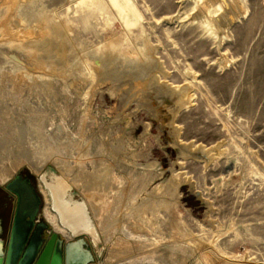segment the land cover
I'll use <instances>...</instances> for the list:
<instances>
[{"label":"rangeland","instance_id":"obj_1","mask_svg":"<svg viewBox=\"0 0 264 264\" xmlns=\"http://www.w3.org/2000/svg\"><path fill=\"white\" fill-rule=\"evenodd\" d=\"M221 1L0 0V182L60 178L92 264H264V0Z\"/></svg>","mask_w":264,"mask_h":264},{"label":"water","instance_id":"obj_2","mask_svg":"<svg viewBox=\"0 0 264 264\" xmlns=\"http://www.w3.org/2000/svg\"><path fill=\"white\" fill-rule=\"evenodd\" d=\"M40 178L52 198L48 182L45 180L47 179L45 173L40 174ZM19 180L21 178L17 175L5 185L6 190L18 196L19 199L14 206L8 238L4 240L0 238V264H92L94 260L100 258L103 248L99 234L91 224L87 207L82 200L77 201L70 197L75 202L83 203L86 217L92 225L93 231L96 232V239L85 232H72L70 240H65L61 234L56 232L42 237L33 231L32 233L26 232L29 224L24 221H22V228H25V232H18L16 225L19 222L20 195L22 192L28 195L29 192L26 187H18ZM51 207L53 208V202ZM29 220H33V215H30ZM27 233L28 237L25 240ZM35 241L37 245H34Z\"/></svg>","mask_w":264,"mask_h":264},{"label":"flooded vegetation","instance_id":"obj_3","mask_svg":"<svg viewBox=\"0 0 264 264\" xmlns=\"http://www.w3.org/2000/svg\"><path fill=\"white\" fill-rule=\"evenodd\" d=\"M17 175L20 176L18 187H26L28 189V195L23 192L20 195V207H19V222H17L18 232H25V228H22V221L29 224L28 230L26 232L32 233L36 232L39 236L49 235L52 232H55L53 226L45 218L41 212V190L39 185L43 184V181L39 176H35L31 171L20 170L17 172L10 180L5 183L0 182V238L3 240L6 239V236L9 234L10 226L9 220L13 215L14 206L17 203L19 197L10 193L6 190V183L12 181ZM38 180L39 183L36 181ZM44 185V184H43ZM40 192V194H39ZM30 215H33V220L30 219ZM62 236V235H61ZM63 237V236H62ZM71 237H69V240ZM34 245H37L35 241Z\"/></svg>","mask_w":264,"mask_h":264},{"label":"bare ground","instance_id":"obj_4","mask_svg":"<svg viewBox=\"0 0 264 264\" xmlns=\"http://www.w3.org/2000/svg\"><path fill=\"white\" fill-rule=\"evenodd\" d=\"M224 1H226V0H224ZM224 1H221L222 8L225 7V4H226ZM201 9L202 10H200V9L199 10L201 11V16L203 17V19H202L203 22H209V18L207 16L208 14H207L206 5L203 4ZM226 24H230V22L228 21ZM183 90H184V88H181V89L179 88V90L176 92V95L178 96V102L177 103L179 106L183 103V101H181V99H180V94L183 92ZM175 110H176V108H175ZM201 149H202V146H201ZM195 150H197V149H195ZM198 150H197V152H199ZM204 151L205 150H203L202 152H204ZM200 154H201V152H200ZM0 181H1V177H0ZM47 185L50 189V193H51L52 198H53V201H52L53 202V208L56 210L57 216L62 220V221L61 220L60 221H61L63 227H65V229L69 233L85 232L86 234H88V235L90 234L91 236H93L94 239H96L95 238L96 232L93 231L92 225L89 223V220L86 217L87 216L86 215V209H85L83 203L75 202L70 197H67L64 195L65 183L60 178H58V179H56L55 182L47 183ZM42 193L44 195H46L45 190H42Z\"/></svg>","mask_w":264,"mask_h":264},{"label":"crops","instance_id":"obj_5","mask_svg":"<svg viewBox=\"0 0 264 264\" xmlns=\"http://www.w3.org/2000/svg\"><path fill=\"white\" fill-rule=\"evenodd\" d=\"M44 215V214H43ZM11 221H12V216H11V218H10V220H9V226H10V224H11ZM56 233H58V234H61L59 231H57V230H54ZM62 236H63V238L65 239V240H69V238H67L66 236H64L63 234H61ZM45 237V236H47V235H42V237ZM27 237H28V233L26 234V236H25V240L27 239ZM8 238V235L6 236V239Z\"/></svg>","mask_w":264,"mask_h":264}]
</instances>
